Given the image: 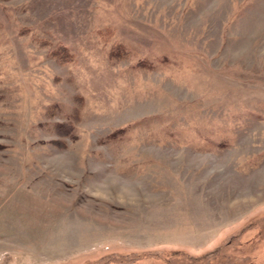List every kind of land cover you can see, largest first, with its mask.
I'll list each match as a JSON object with an SVG mask.
<instances>
[{"label": "rangeland", "instance_id": "1", "mask_svg": "<svg viewBox=\"0 0 264 264\" xmlns=\"http://www.w3.org/2000/svg\"><path fill=\"white\" fill-rule=\"evenodd\" d=\"M0 264H264V0H0Z\"/></svg>", "mask_w": 264, "mask_h": 264}, {"label": "trees", "instance_id": "2", "mask_svg": "<svg viewBox=\"0 0 264 264\" xmlns=\"http://www.w3.org/2000/svg\"><path fill=\"white\" fill-rule=\"evenodd\" d=\"M51 57L55 58L58 62L60 63H65L67 61H69L71 59V56H70V53L68 51V49L64 46H59V47H56L52 52H51ZM71 122H73L72 120H70ZM66 127L67 131H68V126L66 124H64V128ZM61 132L60 135L63 136V135H66L67 134V131L63 133V130L62 128L60 129ZM55 142H58V141H55ZM59 143H61L64 147V142L63 141H59Z\"/></svg>", "mask_w": 264, "mask_h": 264}]
</instances>
